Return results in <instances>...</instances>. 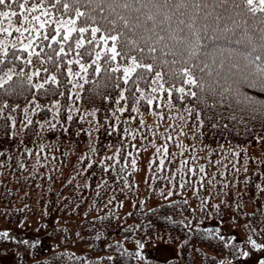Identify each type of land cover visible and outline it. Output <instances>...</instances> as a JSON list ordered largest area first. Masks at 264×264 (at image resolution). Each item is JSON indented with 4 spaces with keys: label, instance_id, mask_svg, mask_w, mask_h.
Returning <instances> with one entry per match:
<instances>
[{
    "label": "trees",
    "instance_id": "1",
    "mask_svg": "<svg viewBox=\"0 0 264 264\" xmlns=\"http://www.w3.org/2000/svg\"><path fill=\"white\" fill-rule=\"evenodd\" d=\"M236 2L240 3V0ZM40 3L41 0H27V3L18 0L12 4L11 10L17 12V16L11 18L10 28L9 21L0 18V28H9L13 33L8 36L0 32V54L5 48L9 52L5 65L0 66V76L11 67H15L17 72L23 68L28 75L39 68L41 74L33 77L32 85L44 83L50 75H56L61 81L59 85L45 84V88L54 90L55 95H42L43 90L31 87L26 76L14 77V80L24 82L18 89L22 94L0 95V105H8L3 116L8 118L9 125L12 118L16 120V128L9 127L8 136L0 129V152L4 153L0 155V230L11 229L10 236L14 238L11 242H0V248L9 251L13 247L22 260L21 264H143L135 256L138 251L135 243L161 240L177 242V252L165 259L150 258L146 264H234L225 261L241 259L243 251L253 249L248 243L249 236L261 243L264 238V224H261L264 220V141L257 142V138L264 137V124L261 123L264 117L252 120L240 111L233 113L232 110L215 108L207 116L201 112L205 123L199 127L195 115L188 116L184 104L175 99V94L173 101H168L167 93L157 92L155 95H162L164 99L154 101L152 108L164 114V118L160 119L148 110L146 100L151 99L153 93L144 84L141 87L145 89V99L138 105L140 113H143L141 117L131 111V100H121L119 105L115 103L121 89L98 87L97 82L103 83V73L98 77L91 75L90 70L87 83L80 77H71L72 83H68L65 69L68 60L77 58L74 40L79 39L80 34L73 32V40L63 41L64 34L53 32L51 17L68 16L75 20V11H65L62 7L68 3L71 8L73 0H61L55 7V0H43L42 7ZM20 4H25L27 11L21 9ZM33 5H38L36 11L31 10ZM77 7L82 12L89 10L83 3ZM7 10L0 7V11ZM45 10L50 14L47 17L43 15ZM120 14L134 22L138 16L140 25L165 37L159 42H156L155 36L152 38L158 56L160 50L178 52L185 47L191 48L192 45L181 40L189 32L187 25L192 20L198 24L210 23L217 34L227 39L202 41L206 47L201 59L211 69H217L220 63L237 65L239 70L234 87L264 100V92H260L258 86L247 87L244 78L245 74L256 72L257 64H264V41L260 40L264 34V23L261 22L264 14L253 16L243 4L239 8L231 3L221 6L218 0H204L199 7H193L189 2L174 13L168 12L170 19L164 14H155V23L147 19L146 9L140 12L122 9ZM103 15L105 13H99L97 22L89 20L87 25L83 24V18L76 20L75 27H89V32L83 34L86 47H90L87 40L91 38V28L99 26ZM34 17H39V21ZM40 23H44L45 27L40 28ZM117 27L121 28L122 24L118 22ZM143 27L139 31L151 35L144 33ZM16 28H20V32H16ZM25 28L28 30L25 31ZM180 29L184 31L180 32ZM102 34L103 30L97 33V41ZM45 35L48 39H44ZM170 36H175V39ZM14 38L23 42L15 43ZM30 42L25 51V45ZM111 43L108 41L109 46ZM95 44L96 41L92 46ZM140 44L143 46L142 41ZM69 45H72V50ZM60 47H64L65 51L57 55ZM103 47L101 41L96 50L100 51ZM29 52H38L40 56L37 58L33 54V64L25 66L23 61L28 58ZM12 53L20 60H14ZM49 56L51 59H48ZM257 56L261 59L255 60ZM162 58L169 61L181 59L172 55ZM201 59L195 63L200 64ZM117 62L127 64L119 57ZM55 65H59L60 71H56ZM71 67L78 71L75 64ZM44 68L49 71L44 72ZM161 70L166 71V68L161 66ZM215 78L213 72L208 80L211 82ZM81 84L82 88L79 87ZM122 87L134 86L130 82ZM125 95L128 93L125 92ZM105 96L108 98L105 99ZM193 99L188 97L185 104L192 107L189 101ZM57 101L59 103L54 108L53 104ZM125 104L129 105L128 111H117ZM156 104L160 107L156 108ZM231 114L236 115L235 120L228 118ZM69 115L72 120H68ZM27 119L33 123L24 128L22 122L26 123ZM140 119H143L144 126H141ZM181 129L187 134L180 135ZM169 135L173 137L171 141L166 139ZM165 145L167 154L163 152ZM157 147L161 148L160 153L156 152ZM193 156L195 159H192ZM108 157L114 158L108 160ZM132 159L137 160L135 171L130 165ZM159 159H164L162 167H158ZM185 160L188 167L198 169L203 166L205 173L198 172L196 176L184 174L187 168L182 161ZM89 163L91 168L87 167ZM109 164H114L117 171L127 164L126 171L120 173L124 179H118L117 172L111 168L108 172L103 171ZM154 175L171 177L172 183L169 184L166 179H153ZM139 176L147 180L144 196H141L143 189ZM181 177L184 181L191 179L194 186L180 189L178 183ZM201 177H205L204 188L199 185ZM125 181L131 187H127ZM169 188H172L173 195L165 201L159 191L163 189L166 193ZM153 195L158 200L150 203L149 197ZM112 197L115 199L109 203ZM185 199L188 203L181 209L179 202ZM169 201H176L177 204L170 207ZM201 201H206V204L202 205ZM201 207L204 211L199 210ZM167 216L185 224L190 221L192 229L182 231V226H172L164 220ZM226 217L232 222L229 231L222 227ZM148 224L152 226L145 228ZM216 228L225 237L224 241H209L206 238L204 230ZM252 228L256 230L252 231ZM233 236L235 240L228 239ZM57 237L76 238L86 247L75 250L50 245L51 239ZM42 238L48 239L49 244ZM18 240L36 241L37 244L35 248H30L18 243ZM262 258L261 254L257 255L253 264H259Z\"/></svg>",
    "mask_w": 264,
    "mask_h": 264
},
{
    "label": "snow or ice",
    "instance_id": "2",
    "mask_svg": "<svg viewBox=\"0 0 264 264\" xmlns=\"http://www.w3.org/2000/svg\"><path fill=\"white\" fill-rule=\"evenodd\" d=\"M17 2L18 0H0V7L3 9H8L7 11H0V18L9 21V28L11 27V18L17 16V12L11 10V5L16 4ZM189 2H191L193 7H199L201 3H204V0H73V6L71 8L68 3H64L62 5L63 9L65 11L74 10L76 19L70 20L68 22L59 20L55 21V23L58 25V27L55 29L56 35H60V26H63L65 23H70L73 25V27L67 34L63 35V41L73 40V32H78L80 34V38L74 40V50L77 58L67 61L68 66L65 69L69 76L67 82L72 83L71 77H80L82 80H84V82L87 83V77L90 74V70L91 75L98 77L103 73V83L97 82L98 87H103L106 89L111 86L116 89H121L118 93L119 98L115 101V103L119 105L121 100H131V111L139 113L141 117L143 116V113H140V108L138 105H140L141 100L145 99V89L141 87V84L147 85L148 88H151L153 96L151 99L146 100V104L150 114L158 116L160 119L164 118V114L152 108L154 101L157 99H164L162 95L157 97L155 95L157 92L167 93L168 101H173L175 94V99L181 104H184L188 116L192 117L195 115L199 127H203L205 123V120L201 119V112H204L205 116H207V113L211 112L215 108L232 110L233 113L240 111L247 114L252 120H256L259 117H264V100H259L251 95L242 93L238 90V88L234 87V85L237 83L236 72L239 70L237 65L233 64L228 66L224 63H220L217 69H211L209 68V65L205 63L203 59H201V53L206 47V45L201 43L202 41H218L221 39H227V37L217 34L216 30L210 23L204 22L203 24H198L196 20H192L187 25L189 32L184 35L181 40V42H187L188 45H192L191 48L185 47L178 52H163V50H160V55L158 56V49L152 42V38L155 36L156 42H159L163 41L165 37L159 35V33H155L151 28H146L140 25L138 16L134 18V22L133 20L127 19L124 15L120 14V10L122 9L133 10L136 12H140L141 9H146L147 19L153 20L155 23V14H164L166 18L170 19V17L167 15L168 12L171 11L174 13L175 11L184 8ZM218 2L221 6L231 3L237 8L240 7V4H243L246 6L247 11L252 13L253 16H255L257 13L264 14V0H240V3H237L236 0H218ZM25 3H27V0H25ZM60 3L61 0H55L53 7ZM81 3L88 7L89 10L87 12H82L79 10L77 5H80ZM39 6H43V0H41ZM19 7L21 9H25V4H20ZM37 7L38 5H33L31 10L36 11ZM25 11H27V9H25ZM99 13H105V15L100 17L98 22L99 26L91 28V38L87 40V44L90 47H86L83 34L89 32V27H75L76 20L83 18L84 25H87L89 20L97 22V15ZM43 15L47 17L50 14L47 10H45ZM110 17L112 18L110 19ZM24 19L27 20V17L25 16ZM34 19L39 21L40 18L34 17ZM217 19H219V17H217ZM118 22L122 24V27L119 29L117 27ZM261 22L264 23V15L261 16ZM181 23L184 22L181 21ZM39 27L44 28L45 24L40 23ZM142 27L144 33H150L151 35L142 34L141 31H139V29ZM9 28H0V32L11 36L13 33L9 31ZM27 30L28 29L25 28V31ZM102 30L104 34H102L97 41V33H101ZM15 31L20 32V28H16ZM161 31L165 30L161 29ZM183 31L184 29H180V32ZM262 33H264V29H262ZM170 38L175 39V36H170ZM44 39H48V36L45 35ZM52 39L55 40L56 37L53 36ZM260 40L264 41V34L260 36ZM94 41H96V44L95 46H92ZM101 41L103 42L104 47L101 48L100 51H97L96 49L100 47ZM108 41L112 42L110 46L108 45ZM141 41L143 42V46L140 44ZM193 41H195L194 45L192 44ZM30 44L31 42L29 45H25V51L28 49V47H30ZM15 47L16 45L13 44V48ZM69 49L72 50V45H69ZM64 51V47H60L57 55L64 53ZM33 54L37 58L40 56V53L38 52H29L28 58L23 61L25 66L33 64L31 58ZM204 54L206 55V53ZM168 55H172L173 57L179 56L181 59L174 58L169 61L162 58ZM8 56L9 52L5 48L3 53L0 54V66L5 65V61L7 60ZM12 56L14 60H20V57L16 56L15 53H12ZM185 56L187 57L186 59L184 58ZM118 57L120 61H127V64L118 63ZM89 58L90 62H88ZM48 59H51V56H49ZM197 59H201L200 64L195 63ZM259 59H261L259 56L255 58V60ZM255 60L253 63H255ZM73 64L78 66V71H74L73 67H71ZM177 64H181V66L175 67ZM161 66H164L166 71H162ZM55 67L56 71H60L59 65H55ZM0 71H2V68H0ZM43 71L48 72L49 69L44 68ZM213 72H215L216 78L209 82L208 77L211 76ZM117 73H120V75H116ZM40 74L39 68L32 72L31 75L26 74L23 71V68H21L19 72L16 71L15 67L8 68V70L3 72V75L0 76V95H9L10 93L22 94V92H19L18 89L22 87L24 82L14 80V77L21 76H26L27 83L31 85V87L36 88L38 91L43 90L41 92L42 95H55V91L51 88H45V84L59 85L61 81L57 79L56 75L48 76L44 80V83L35 85L31 84L33 77H39ZM244 78L247 81V87L255 88L258 86L259 91L264 92V64H257L256 72L247 73L244 75ZM130 82L134 87H122V85H129ZM153 85H156V87H153ZM166 85L167 87H165ZM79 87L82 88L83 85L81 84ZM193 89H198V91H194ZM125 92L128 93L127 96L125 95ZM137 93H139V95H137ZM60 95H63V93H60ZM188 97L194 98L193 100L189 101V103L192 104V107H188L185 104V101ZM104 98L107 99L108 97L105 96ZM58 103V101L55 102L53 107L55 108ZM7 107V104L0 105V129L4 130L5 136L9 135V127L12 129L16 128L15 118L11 119V124L9 125L8 118L3 116L4 108ZM36 107L39 108L40 105H36ZM159 107L160 105L156 104V108ZM197 107H199V110H197ZM12 110L15 111V109ZM128 110V104L122 105L117 109V111L121 113ZM25 112H27V109H25ZM228 118L235 120L236 115L231 114ZM132 119L136 118L132 117ZM68 120H72L71 115L68 116ZM32 123L33 122L31 119H27L26 123L22 122L24 128H27ZM45 123L48 122L45 121ZM261 123L264 124V120H262ZM140 124L141 126H144L143 119H140ZM52 127L54 128L55 125H52ZM225 127H227V125H225ZM96 130L98 131L99 129L97 128ZM65 131H67V129H65ZM113 131H115V128H113ZM125 132H127V129H125ZM186 134L187 133L181 129L180 135ZM12 135L15 134L13 133ZM145 139H147V137H145ZM166 139L171 141L173 137L169 135L166 137ZM262 141H264V137L257 138V142ZM93 151L95 150L93 149ZM185 151H187V147H185ZM156 152L160 153L161 148L157 147ZM163 152L165 154L168 153V148L166 145L163 146ZM0 155H4V153L0 152ZM129 155H131V153H129ZM181 155H183V153H181ZM113 158L114 157H108L107 159L113 160ZM192 159H195V156H193ZM117 163H119V161H117ZM152 163H155V161ZM182 163L184 164V167L187 168V172L184 174L196 176L198 172L205 173L203 166H200L198 169H196L193 167H188L187 160L182 161ZM130 165L132 170L135 171L137 160L132 159L130 161ZM163 165L164 159H159L158 167H162ZM87 167L91 168L92 164L89 163ZM110 168L117 172L118 179H124L120 173L125 172L128 168V165L126 164L122 166L117 171L114 164H109L103 168V171L108 172ZM245 171H247V169H245ZM153 179H166L168 180L169 184L172 183L171 177H156L154 175ZM145 182L147 183V180ZM125 183L127 187H131L127 181H125ZM199 185L200 188L205 187V177H201ZM193 186L194 185L191 179L184 181L182 177L181 181L178 183V187L180 189H186ZM149 187H151V185H149ZM173 187H176V185H173ZM257 189L260 190L259 185H257ZM196 191H198V189ZM159 194L165 201H168V198L173 195V190L172 188H169L165 193L163 189H160ZM97 195H99V193H97ZM112 199H115V197H112L109 200V203L112 202ZM187 203L188 201L186 199L182 200L179 202V207L182 209L183 205ZM176 204V201H169L170 207ZM201 204H206V201H201ZM237 206L239 207V203ZM216 207L217 209L219 208L218 205ZM199 210L204 211V208L201 207ZM193 211H195V209H193ZM129 215H131V213H129ZM164 220H166L172 226H182V231L184 229H192L190 221L185 224L184 221H175L171 216L164 217ZM261 224H264V220L261 221ZM151 226V224H148L145 226V228ZM245 227L249 226L246 225ZM255 230V228H252V231ZM204 231L206 232V238L209 241L225 240V237L221 235L219 228L205 229ZM10 232L11 229L0 230V242H11L14 238L10 236ZM77 235L79 234L77 233ZM97 238H99V236ZM228 239L235 240V237H229ZM17 242L23 243L30 248H35L37 244L36 241L30 242L28 240H18ZM248 243L251 244L253 249L264 250V242L257 243V241L252 239L251 236L248 237ZM225 246L228 245L226 244ZM232 247L235 248L236 245H232ZM137 248L139 250L135 253V256L141 261L146 260L147 254L144 252V243L137 241ZM241 255L246 258L250 255V253L243 251ZM109 259H111V257H109ZM259 264H264V258L259 260Z\"/></svg>",
    "mask_w": 264,
    "mask_h": 264
},
{
    "label": "rangeland",
    "instance_id": "3",
    "mask_svg": "<svg viewBox=\"0 0 264 264\" xmlns=\"http://www.w3.org/2000/svg\"><path fill=\"white\" fill-rule=\"evenodd\" d=\"M51 18L53 19L52 24H53V32L54 33H56L55 32L56 27H58V25L55 23V21L59 20V21L68 22L70 20H73L72 17H68V16H52ZM72 27H73V25H71L70 23H65V24H63V26H60V33L65 35L71 30ZM14 42L15 43H22L23 41H21L19 38H14ZM143 158H145V157H143ZM139 184L141 186V189H143L141 192V196H144V192H145L144 189L146 186L144 176H139ZM149 198H150V203H153V202L158 200V197L154 196V195L150 196ZM145 202H148V201H145ZM230 223H232V222L229 221L228 218L226 217L223 221V225H222L223 229L226 231L231 230V226L229 225ZM237 227H238V224H237ZM42 240L45 241L46 244H49L48 239L45 240L44 238H42ZM51 241H52V243H50V245L56 246V247H61V248L78 250V249H83L84 247H86L85 243H83L81 240H78L76 238L64 239L61 237H57V238L51 239ZM170 242L171 243L164 242L161 240H144V241H142V243H144V252L147 254V259L142 261L141 263L146 264V261L149 260L150 258L165 259V258L175 254L177 252L178 243L173 242V241H170ZM262 242H264V238H263ZM126 243L128 245L132 244V242H126ZM135 244L137 245V243H135ZM248 252L250 253V255L246 258L242 256L241 259H234V260L225 261V262H231L234 264H253L255 261L254 257H256L257 255H260V254L262 256H264V250H258L257 251L255 249H250V251H248ZM16 254H17V252L15 251V249L13 247H11L9 251H8V249L3 250L2 248H0V263L1 264H21L22 260Z\"/></svg>",
    "mask_w": 264,
    "mask_h": 264
}]
</instances>
